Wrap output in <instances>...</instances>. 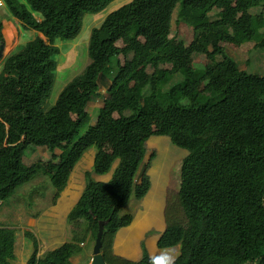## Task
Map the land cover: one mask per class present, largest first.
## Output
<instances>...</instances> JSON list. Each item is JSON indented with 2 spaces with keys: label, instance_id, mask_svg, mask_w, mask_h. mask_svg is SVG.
<instances>
[{
  "label": "trees",
  "instance_id": "16d2710c",
  "mask_svg": "<svg viewBox=\"0 0 264 264\" xmlns=\"http://www.w3.org/2000/svg\"><path fill=\"white\" fill-rule=\"evenodd\" d=\"M5 1L25 27L47 40L38 36L18 46L0 73V202L39 175L50 178L55 202L84 154L97 151L68 216L72 240L30 264H74V243L88 233L96 240L106 220L107 263L150 264L146 249L131 261L113 246L117 233L134 222L133 214L123 213L131 198L141 200L152 188L142 165L153 136H169L188 151L179 206L168 209L159 247L181 246L175 264H264V72L250 63L242 69L223 47L254 42L264 52V11L257 12L264 0H131L92 29L88 64L52 106L47 100L62 53L57 39L77 38L85 15L114 0ZM177 10V22L193 28L189 44L170 37ZM199 55L208 63L194 67ZM102 87L108 96L96 123L89 124L87 108ZM30 144L51 152L47 164L24 162ZM113 170L108 182L93 177ZM14 245L15 230L0 226V264H8Z\"/></svg>",
  "mask_w": 264,
  "mask_h": 264
},
{
  "label": "crops",
  "instance_id": "0c3cea01",
  "mask_svg": "<svg viewBox=\"0 0 264 264\" xmlns=\"http://www.w3.org/2000/svg\"><path fill=\"white\" fill-rule=\"evenodd\" d=\"M0 7H4L0 9V24L6 44L3 58L0 60L1 73L10 54L18 46L25 45L38 36L44 37V34L36 28L25 27L23 20L16 16L7 4ZM25 35L34 37L23 44L26 39L22 37ZM95 155L96 151L93 149L84 154L71 173L67 186L55 202H53L55 190L50 187L46 193L38 190L41 204L35 212L28 211L24 203L9 204L7 201L0 203V226L15 230V245L8 264H30L35 256L41 257L72 240L73 226L69 224L68 216L85 190L86 172L93 170ZM117 165L118 163L115 164L114 169ZM113 172L114 170L105 175L93 173V177L97 181L108 182ZM171 186L169 181L167 184L159 180L153 181L147 196L141 200L137 199L138 202L133 205L131 213L134 215V222L121 229L115 237L113 248L116 255L138 261L146 249L152 257L174 255L175 260L178 258L181 252L180 245L168 248H160L158 245L168 228V192ZM74 244L76 247L71 261L74 264H90L95 245L92 234L88 233L84 241H76Z\"/></svg>",
  "mask_w": 264,
  "mask_h": 264
},
{
  "label": "rangeland",
  "instance_id": "374dc122",
  "mask_svg": "<svg viewBox=\"0 0 264 264\" xmlns=\"http://www.w3.org/2000/svg\"><path fill=\"white\" fill-rule=\"evenodd\" d=\"M130 1L131 0H114L101 12L89 13L85 15L83 29L77 38L71 40L57 39L56 45L60 46L62 53L59 56L60 67L57 72V78L53 92L47 100L48 106H52L55 103L64 87L75 76L80 74L88 64V45L92 29L99 26L109 13ZM0 9H4V7H0ZM261 9L264 11V5L258 8L257 12H259ZM218 11H220V9L216 8L211 14H216ZM177 14L178 10L175 11L173 17L170 37H178L189 44L193 39V28L184 23H178ZM27 36L29 35L22 37L23 39H26L23 44L27 43V41L33 39L34 37ZM254 44V42H248L244 45H238L233 42H224L223 47L229 55L233 56L239 62L242 69H248V65L250 63L252 64V67H254L253 71H259L263 73L264 52L260 49H257ZM117 46L123 48L124 43L119 41ZM119 61L121 64L125 62L124 54L121 53L119 55ZM207 63L208 58L206 56L199 55L196 56L194 60V67H202ZM166 67L170 68L171 65L168 64ZM107 96L108 93L104 87L101 88L100 95H93V99L87 108L88 113L91 115V122L89 124L96 123L99 115V109L104 105V101ZM74 117L76 118V116ZM85 131L86 127H83L81 129V134H83ZM147 145L149 151L142 165V171H145V169L148 171L152 182L159 180L165 184H167L168 181L171 183L172 188L168 192L169 208L175 209V207L179 206L178 194L181 184V172L183 161L187 156L188 151L174 145L169 136H153L148 141ZM92 149L96 151L95 148ZM106 149L108 151L111 150L109 147ZM51 155V152L45 147H38L37 145L30 144L25 151L24 162L26 164H32L34 162L41 161L44 164H47L49 159H51ZM39 183L43 184L44 188H38L39 185L37 186V184ZM50 187H52L50 178L48 176L39 175L36 179L21 186L17 190L16 195L13 198L7 200V203H24L25 207L28 208V211L35 212L40 208L41 204V202H39L40 194L38 193V190H40L42 193H46L49 191L48 189ZM136 202H138V200L133 196L129 204L123 210V213H132L133 205ZM176 213H178V218H180L181 221H185L186 218L182 211H176ZM93 239L95 243V238L93 237Z\"/></svg>",
  "mask_w": 264,
  "mask_h": 264
},
{
  "label": "water",
  "instance_id": "95a60500",
  "mask_svg": "<svg viewBox=\"0 0 264 264\" xmlns=\"http://www.w3.org/2000/svg\"><path fill=\"white\" fill-rule=\"evenodd\" d=\"M43 38L47 40L45 36ZM5 46H6L5 42L1 44L0 60L3 58ZM109 221L110 220L101 221L99 224V230L94 245L93 258L90 264H108L104 257L102 247H103V236H104L105 227L109 223Z\"/></svg>",
  "mask_w": 264,
  "mask_h": 264
},
{
  "label": "clouds",
  "instance_id": "9594fccd",
  "mask_svg": "<svg viewBox=\"0 0 264 264\" xmlns=\"http://www.w3.org/2000/svg\"><path fill=\"white\" fill-rule=\"evenodd\" d=\"M150 264H175V256L168 255L166 257L154 256L150 258Z\"/></svg>",
  "mask_w": 264,
  "mask_h": 264
},
{
  "label": "built area",
  "instance_id": "2783aa9c",
  "mask_svg": "<svg viewBox=\"0 0 264 264\" xmlns=\"http://www.w3.org/2000/svg\"><path fill=\"white\" fill-rule=\"evenodd\" d=\"M5 4H6V1L5 0H0V6H5ZM2 202V201H1ZM0 202V203H1Z\"/></svg>",
  "mask_w": 264,
  "mask_h": 264
},
{
  "label": "bare ground",
  "instance_id": "6f19581e",
  "mask_svg": "<svg viewBox=\"0 0 264 264\" xmlns=\"http://www.w3.org/2000/svg\"><path fill=\"white\" fill-rule=\"evenodd\" d=\"M56 94V93H55ZM54 97V96H53Z\"/></svg>",
  "mask_w": 264,
  "mask_h": 264
}]
</instances>
